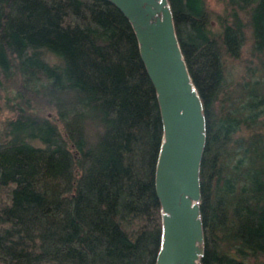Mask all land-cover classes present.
Wrapping results in <instances>:
<instances>
[{
    "label": "trees",
    "instance_id": "obj_1",
    "mask_svg": "<svg viewBox=\"0 0 264 264\" xmlns=\"http://www.w3.org/2000/svg\"><path fill=\"white\" fill-rule=\"evenodd\" d=\"M169 1L206 116L200 262L264 264V0ZM0 117V264H157L164 122L116 3L0 0Z\"/></svg>",
    "mask_w": 264,
    "mask_h": 264
},
{
    "label": "water",
    "instance_id": "obj_2",
    "mask_svg": "<svg viewBox=\"0 0 264 264\" xmlns=\"http://www.w3.org/2000/svg\"><path fill=\"white\" fill-rule=\"evenodd\" d=\"M131 19L156 87L164 135L156 170L163 241L157 264H201L204 228L200 167L206 116L169 0H112Z\"/></svg>",
    "mask_w": 264,
    "mask_h": 264
},
{
    "label": "rangeland",
    "instance_id": "obj_3",
    "mask_svg": "<svg viewBox=\"0 0 264 264\" xmlns=\"http://www.w3.org/2000/svg\"><path fill=\"white\" fill-rule=\"evenodd\" d=\"M208 1L214 9H216L219 12H224L225 0H208ZM252 45H253V34L251 31V28H247L246 39H245L244 45L242 46L241 57L240 58H230L228 60V66L231 67L232 72L236 76L239 75L238 73L243 69L245 65V60L247 59V57L250 56ZM5 115H6V112H4V115H2L1 117L3 118Z\"/></svg>",
    "mask_w": 264,
    "mask_h": 264
}]
</instances>
